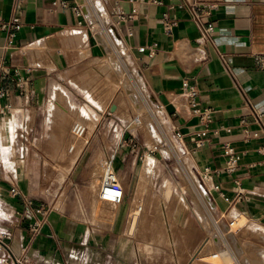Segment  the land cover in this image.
<instances>
[{
	"label": "crops",
	"instance_id": "obj_1",
	"mask_svg": "<svg viewBox=\"0 0 264 264\" xmlns=\"http://www.w3.org/2000/svg\"><path fill=\"white\" fill-rule=\"evenodd\" d=\"M190 1L68 0L67 8L51 12V0H0V18H20L19 28L0 30V63L29 79L23 93L8 82L11 112L0 115V263L6 253L2 243L16 255L26 251L37 264L202 260L196 254L204 251L208 234L195 207L199 195L179 189L177 177V189L162 208L166 225L151 216L154 207L136 223L135 197H169L170 187L162 188L174 181V167L167 156L134 142L118 116L102 127L104 113L97 108L99 118L83 141L70 147L42 142L45 135L70 134L82 103L105 102L100 64L112 48L97 38L105 23L124 45L123 52L113 49L118 59L129 57L170 130L183 136L182 156L199 175L206 166L213 169L207 186L212 209L264 228V131L255 115V110L264 114V68L255 61L264 53V0H202L213 5L205 15L215 26L212 41L193 21ZM117 79L113 74L108 91ZM185 83L197 86L208 117L193 112ZM60 89L64 94H57ZM227 145L241 153L233 173L225 170ZM59 150L66 151L60 159L39 153ZM112 151L124 190L120 203H105L101 196L102 163ZM11 183L22 196L11 193Z\"/></svg>",
	"mask_w": 264,
	"mask_h": 264
},
{
	"label": "rangeland",
	"instance_id": "obj_2",
	"mask_svg": "<svg viewBox=\"0 0 264 264\" xmlns=\"http://www.w3.org/2000/svg\"><path fill=\"white\" fill-rule=\"evenodd\" d=\"M84 5L86 8L88 7L86 3ZM105 18L106 16H104L103 20ZM93 21L97 28L100 29L97 20L94 19ZM104 26L106 30L98 33L97 38L100 44L112 48L110 54L100 64L102 66L100 76H103L105 102L82 103V109L78 108L80 117L76 118L71 124L70 134L45 135L42 136V142H51V145L66 144L70 147L75 145L78 138L83 141L87 134L86 129L89 126L92 128L97 122L96 116L98 115L95 112L97 108H101L100 110L104 113L100 123L102 127L112 125V117L118 116L121 125L127 127L130 130L129 132H132L129 133V136L134 139V142L144 144L149 148L155 149L157 154L160 152L167 156L170 163H173L170 166L175 168H172L174 181L171 179L172 182L169 181L166 187L162 188V192H166L168 186L170 187L169 197L165 193V197L168 199L163 197L158 200H152L135 197V206L132 208V212L139 209L138 217L137 215L135 216V220L137 218L136 223L140 213L144 214L148 208L154 207L151 208V216L153 218L158 217L161 221L160 223L166 225L162 208L170 201L172 189H177V177L179 189H183L186 194L191 195L193 192H197L199 195V200L195 197V207L204 223L206 234H208L204 251L196 254V257L202 258L200 264H264V228L262 229L260 226L248 222L246 217L238 222L237 216L241 215L227 218L223 217L221 212L212 209L213 205H211L207 192L208 181H204L191 167L188 158L182 156L179 140L170 130L161 108L156 106L147 96L139 70L132 64L127 55L122 54L121 58L118 59L119 55L114 53V47L122 50V52L124 51L123 43L114 38L115 33L110 23L108 25L105 23ZM113 74L118 76L119 79L108 91L107 85L111 84L110 80H112ZM57 94H64V92L60 89ZM91 100L93 101L92 98ZM113 104H116L115 110L111 109ZM53 106L56 107L57 104H53ZM64 117L65 110L61 111L60 114V123L63 125ZM79 128L85 129L84 135L80 136ZM39 153L42 158H48V156L52 155L55 159H60L64 157L66 151ZM61 178L62 176L58 177V187ZM104 202L111 203L108 200H104ZM216 252L218 256L214 257L213 254Z\"/></svg>",
	"mask_w": 264,
	"mask_h": 264
},
{
	"label": "built area",
	"instance_id": "obj_3",
	"mask_svg": "<svg viewBox=\"0 0 264 264\" xmlns=\"http://www.w3.org/2000/svg\"><path fill=\"white\" fill-rule=\"evenodd\" d=\"M52 7L50 8L51 12H56L58 8L65 9L68 7V0H51ZM191 9L192 19L197 25V27L202 31L203 37L207 41H212L215 34V26L211 22L205 21V15L210 11V8L213 6L210 3L203 2L202 0H191L189 2ZM84 7L80 6L77 8V13L79 15L83 14ZM15 26L16 28L20 27V18L14 16L11 20H5L0 18V30H5L9 26ZM172 24H166V29L171 31ZM12 36L14 33L11 34ZM222 58L224 55L222 54ZM256 64L264 68V53H257L255 55ZM228 69H231L230 65L226 62ZM8 82H13L20 93L26 91L29 85V79L21 75L17 70L12 71V68L4 63H0V115H5L11 112V106L9 99L12 95V90L8 85ZM184 89L186 95L190 99V104L193 107V112L200 114L202 117H208V111L202 110L199 106L197 100L198 88L196 85H191L189 83L184 84ZM255 115L257 120L262 124L264 131V114L255 110ZM177 137L180 141L183 140V136L178 132ZM264 151V148H262ZM225 153L227 155V161L225 170L228 173H233L237 170L239 161L241 159V153L234 149L233 146L227 145ZM117 151L110 152L103 160V176L101 181V196L103 199L114 203H120L124 197V190L121 183L118 181V177L114 168V162L116 160ZM213 173V169L209 166H206L202 169L200 173L201 178L209 180ZM10 191L15 196H22V192L16 183H11ZM238 193L242 194L243 190L238 189ZM37 212L46 214L42 208L37 209ZM41 220L38 224L35 225L32 229L34 232H38L39 227L42 225ZM4 246V247H3ZM2 247L5 249L6 253L1 257L2 262L0 264H37L34 262L30 255L24 251L19 255H16L6 243H2ZM214 257H217V252L213 254Z\"/></svg>",
	"mask_w": 264,
	"mask_h": 264
},
{
	"label": "bare ground",
	"instance_id": "obj_4",
	"mask_svg": "<svg viewBox=\"0 0 264 264\" xmlns=\"http://www.w3.org/2000/svg\"><path fill=\"white\" fill-rule=\"evenodd\" d=\"M83 130H84L83 128H79V129H78V132L81 134V133L83 132ZM104 200H106V199H104ZM263 254H264V253H263Z\"/></svg>",
	"mask_w": 264,
	"mask_h": 264
},
{
	"label": "water",
	"instance_id": "obj_5",
	"mask_svg": "<svg viewBox=\"0 0 264 264\" xmlns=\"http://www.w3.org/2000/svg\"><path fill=\"white\" fill-rule=\"evenodd\" d=\"M115 108H116V104H113L111 109L115 110Z\"/></svg>",
	"mask_w": 264,
	"mask_h": 264
}]
</instances>
